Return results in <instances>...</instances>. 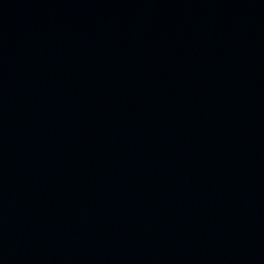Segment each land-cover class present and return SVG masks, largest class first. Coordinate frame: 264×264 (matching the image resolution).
I'll return each instance as SVG.
<instances>
[{"label":"water","instance_id":"95a60500","mask_svg":"<svg viewBox=\"0 0 264 264\" xmlns=\"http://www.w3.org/2000/svg\"><path fill=\"white\" fill-rule=\"evenodd\" d=\"M0 264H264V0H0Z\"/></svg>","mask_w":264,"mask_h":264}]
</instances>
